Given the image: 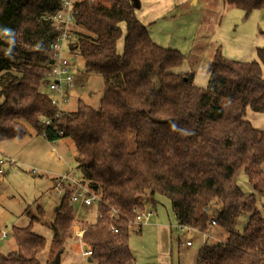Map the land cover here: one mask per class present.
<instances>
[{
  "label": "trees",
  "instance_id": "trees-1",
  "mask_svg": "<svg viewBox=\"0 0 264 264\" xmlns=\"http://www.w3.org/2000/svg\"><path fill=\"white\" fill-rule=\"evenodd\" d=\"M225 1L246 17L264 10V0ZM138 6L139 0H75L79 30L62 54L74 71L80 58L86 72L101 74L105 88L98 107L78 100L76 110L67 112L49 91L55 64L50 45L60 31L48 16L62 9V0H0V141L33 131L49 142L71 137L76 177L102 198L95 223L75 218L71 186L51 219L43 205L29 206L28 223L11 227L16 248L0 249V264H41L46 237L34 230L36 222L52 231L46 264L61 258L78 223L86 228L82 243L92 250L89 264H136L130 221L136 210L147 211V203L156 206L159 196L171 201L178 230L188 225L206 239L196 264H264V216L256 194H245L238 183L244 171L264 192V129L245 118L248 108L264 113V46L254 59L241 61L217 45L207 86L199 87L194 72L171 70L184 54L152 38L137 17ZM242 213L250 216L238 232ZM214 228L225 233L217 242L209 240Z\"/></svg>",
  "mask_w": 264,
  "mask_h": 264
},
{
  "label": "rangeland",
  "instance_id": "rangeland-1",
  "mask_svg": "<svg viewBox=\"0 0 264 264\" xmlns=\"http://www.w3.org/2000/svg\"><path fill=\"white\" fill-rule=\"evenodd\" d=\"M198 1V4L190 9L163 14L153 28L157 33L155 38L164 44L162 46L176 48L184 54L182 64L171 70L175 73L192 71L195 73L194 83L199 87H206L207 66L217 46L212 43L213 41L221 46L223 54L230 59L250 61L256 57L255 41L262 37L259 32L262 26V10H254L246 17L243 10L221 4L219 0H216V3L209 0ZM201 16L204 17V25L199 31L202 40L194 45ZM74 23L71 26L70 38L75 37L73 31L79 30ZM65 54L72 57L69 50ZM76 62L74 82L64 92L67 101L62 107L67 112L76 110L78 100L98 107L105 88L101 74L86 72L80 58ZM44 90L48 92L47 87ZM2 99L0 95V102ZM245 118L256 128L264 129V113L248 108ZM56 142L59 153L52 152L51 142L34 131L23 138L0 141V159L14 161L13 164L6 165L5 171L0 174V249L5 253L16 248L11 235L12 225H26L29 221L25 210L29 206L41 204L46 210L47 219H51L62 195L54 186L57 179L67 173L73 178L78 176L76 148L72 138L64 137ZM34 168L38 171L33 172ZM54 168L58 170L55 171V175L51 173ZM238 183L245 194H256L258 210L264 216V192H257L253 188L244 171H241ZM146 210L153 211L148 223L130 228L132 229L130 246L136 264H196L198 253L206 239L195 233L193 246L182 244L186 237L177 229L178 222L171 201L167 197L159 196L157 205L147 203ZM31 213H36L34 207ZM249 216V213H242L239 216L235 227L238 232L243 231ZM75 218L82 222L95 223L97 208L77 206ZM33 228L46 237L45 249L38 252L41 264H46V250L52 238V231L48 225L39 222L34 223ZM3 232H7L6 237L1 236ZM210 232L211 242H217V239L225 236L224 232L215 231V228ZM69 239L65 242L66 251L62 253L60 263L89 264L83 256V251L87 249L84 244L73 240V235ZM52 257L50 255L49 258Z\"/></svg>",
  "mask_w": 264,
  "mask_h": 264
},
{
  "label": "built area",
  "instance_id": "built-area-1",
  "mask_svg": "<svg viewBox=\"0 0 264 264\" xmlns=\"http://www.w3.org/2000/svg\"><path fill=\"white\" fill-rule=\"evenodd\" d=\"M75 0H62V9L51 16H48V19L52 20V23L55 27L60 31V35L50 45V56L54 59L55 64L52 70V81L49 84V91L53 93V103L59 105L67 101V98L64 94L65 90L71 86L74 82V69L72 67L71 61L65 58L62 54V49L65 47L68 38H70L71 26L74 23V10L73 3ZM47 123H50L48 120ZM52 144V152L59 153L57 151V142H51ZM60 157V154L58 155ZM14 161L9 159H0V174L5 171L6 165L13 164ZM36 168L33 169V172H37ZM67 186L72 187V193L70 196V202L75 206H86L89 208H97V215L101 216V212L99 210V205L102 203L101 196L96 193L94 190L90 189L87 185L80 182L77 178H73L69 173L61 175L59 179L56 181L55 189L59 194H63ZM135 217L132 221H130V228L134 227V225L139 226V224L148 223L153 211H135ZM111 216H117L116 211L113 209ZM212 224L215 225V221H212ZM113 232H117L118 229L113 225L111 227ZM179 230L186 237L185 241L182 243L186 246H193L194 235L195 233H201L198 230L192 228L188 225L179 226ZM86 232V228H84L81 224H76L73 227V240L77 242H81L84 238ZM203 234V233H202ZM203 235H206L205 233ZM2 237L7 236V232H3ZM92 254L91 249H86L83 251V256L85 258L90 257ZM163 264V263H159Z\"/></svg>",
  "mask_w": 264,
  "mask_h": 264
},
{
  "label": "crops",
  "instance_id": "crops-1",
  "mask_svg": "<svg viewBox=\"0 0 264 264\" xmlns=\"http://www.w3.org/2000/svg\"><path fill=\"white\" fill-rule=\"evenodd\" d=\"M209 1L216 3V0H209ZM198 2H199L198 0H139V6L136 8V14L139 20L143 24L149 27V31L151 33L152 38L156 42H158L157 38H155L156 37L155 35H157V33L153 28L156 25L157 19L162 17L163 14L169 11H174V10L181 11V10L190 9L194 7L195 5H197ZM219 2L224 5L226 4L228 6H232L231 4H228L225 0H219ZM261 16H262V26L260 28L264 26V10H262ZM203 19L204 17L201 16L198 22V26H197L198 28L196 32L197 37L193 41L194 45H196V43L202 40V34L201 32L199 34V31L204 25ZM121 26L123 28V35L117 42V50H118V53L120 54L123 52V46H124L123 43H124V36H125V23H121ZM259 32H260V29H259ZM260 34L262 35L261 39H256L255 41V44L257 43L256 48L259 46L261 47L264 46V34L262 33ZM212 43L214 45H218L215 41H213ZM159 44H161V42ZM161 45H164V44H161ZM255 56H256V52H255ZM243 61H249V60H243ZM57 151H58V147H57ZM55 171H58V170L54 168V170H51V173L55 175ZM52 177H55V176H52Z\"/></svg>",
  "mask_w": 264,
  "mask_h": 264
},
{
  "label": "water",
  "instance_id": "water-1",
  "mask_svg": "<svg viewBox=\"0 0 264 264\" xmlns=\"http://www.w3.org/2000/svg\"><path fill=\"white\" fill-rule=\"evenodd\" d=\"M55 209L57 210V207ZM89 260L91 261V259H89ZM54 264H61L60 263V256L59 255L56 256V258L54 260Z\"/></svg>",
  "mask_w": 264,
  "mask_h": 264
}]
</instances>
